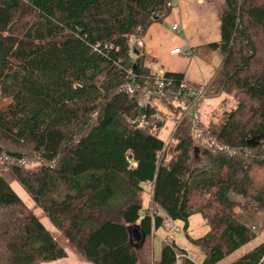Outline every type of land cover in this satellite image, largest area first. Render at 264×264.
<instances>
[{
	"label": "trees",
	"instance_id": "16d2710c",
	"mask_svg": "<svg viewBox=\"0 0 264 264\" xmlns=\"http://www.w3.org/2000/svg\"><path fill=\"white\" fill-rule=\"evenodd\" d=\"M176 1L0 0V264L67 256L3 166L69 248L94 264H219L258 236L236 218L230 194L243 197L244 211H264V0H226L220 40L188 50L209 62L218 53L207 84L167 72L176 83L168 100L153 95L142 107L156 89L155 68L131 38L167 18ZM182 81L204 94L178 119L189 96ZM224 93L234 108L215 113L221 122L207 119L203 102ZM196 153L205 163L194 167ZM194 214L209 227L197 238L188 233ZM167 220L183 223L204 252L200 263L169 235L154 257L153 232ZM133 228L143 242L130 241ZM230 264H264V242Z\"/></svg>",
	"mask_w": 264,
	"mask_h": 264
},
{
	"label": "crops",
	"instance_id": "0c3cea01",
	"mask_svg": "<svg viewBox=\"0 0 264 264\" xmlns=\"http://www.w3.org/2000/svg\"><path fill=\"white\" fill-rule=\"evenodd\" d=\"M226 10V0H177L175 7L167 18H164L162 22L152 24L143 37H132L131 44L134 45V48H142L146 56L153 60L151 66H153L155 69L162 68L165 71L172 73L180 72L191 81L199 82L200 79H195L190 74L192 59H196V57L188 58L183 53H179V55L172 54L171 50L179 46L183 50L187 51L194 47L205 46L219 41L221 38V16ZM174 24H178L181 30L178 32L173 30L172 27ZM138 41L141 42L140 45L138 44ZM197 59L199 60L200 57H197ZM206 62L208 63L209 60H206ZM11 185L25 201L28 207L33 209L34 212L40 217V220L45 225V227L50 230L52 234L60 235L58 228H56L50 219L43 214L42 209L35 205V202L28 195V193L19 184V187L17 184L14 185L11 183ZM230 198L237 203L234 207V214L236 218L244 225L251 227V229L253 227L256 228L259 232L258 235H260L264 231V211L259 209L249 212L244 211L241 208V204L244 202L242 196L232 193L230 194ZM29 201L32 202L29 204ZM160 214L166 216L164 212H160ZM171 222L175 221L171 220ZM163 229L165 230V235L162 237L161 243L159 245L160 254L162 242L165 241V238L168 235L167 230L165 227H162L153 232L154 244L155 236L158 234L159 230ZM169 240H172L171 236H169ZM262 242H264V239ZM66 250V257L54 261L43 262L41 264H94L92 262L82 260L71 249L68 248ZM156 254L157 251L154 244V257L159 259L160 255L159 257H156ZM238 258L239 256L233 259V261ZM233 261H228L224 264H230Z\"/></svg>",
	"mask_w": 264,
	"mask_h": 264
},
{
	"label": "rangeland",
	"instance_id": "374dc122",
	"mask_svg": "<svg viewBox=\"0 0 264 264\" xmlns=\"http://www.w3.org/2000/svg\"><path fill=\"white\" fill-rule=\"evenodd\" d=\"M220 61L221 59L218 56V53H215L214 60L208 63L206 62V60H203L201 58L199 60L197 58L196 59L194 58L192 59V65L190 67V74L193 76V78L200 79L199 82L202 81L203 83L206 82L207 84L208 78L214 74L215 68L219 65ZM7 101H8L7 99H2L1 102L6 103ZM235 104H236V100L234 99V97H232L231 94L224 93L223 95L220 94L218 98L215 97L212 99L205 100L202 104L201 110L203 114H205V117H207V119L211 118L214 122H221V121H218L219 116H216V114L221 113L224 110H231V108H234ZM162 107L165 108L166 106L164 105ZM162 116L163 115L158 114L156 115V118L163 119ZM167 121H168V123L166 124L167 126L164 127L159 133V136L164 139L167 138L168 133L170 132V129L173 125L171 120H167ZM193 163H194L193 164L194 167L201 166L205 163V159L201 157L200 153H196ZM1 170L4 173L5 177L12 184L14 185L17 184V186L19 187L18 185L19 183L15 179H13L12 175L10 174L9 170L6 167L3 166ZM31 202L32 201H29V204ZM144 205H145V208L148 206L147 196L145 197ZM189 218H190L189 220L190 226L188 230L189 235L192 236L193 238H197V237H201L205 235L208 230V225L206 224L203 217L200 214H194ZM172 224L174 225V227L178 226L180 228L183 225V223L178 220L175 222H172ZM167 234L172 237V240L176 241L177 245H179L180 247H183V249L187 251L189 258L193 259L196 262L202 261V259L204 258V252L199 246L193 244L184 234L179 236L178 233L175 232V230H172V232L167 231ZM164 235H165V230L163 229V230H159L158 234L155 236L154 244H155V248L157 251L156 257H159L160 255L159 245ZM55 236L58 238L61 245H63L66 249L69 248L68 243L64 237L60 235H55ZM263 239H264V231L260 235H258L254 240L248 243L245 247L238 249L235 253H232L230 256L225 258L220 264H224L228 261H233V259H235L236 257L243 255L248 250H251L257 245H259Z\"/></svg>",
	"mask_w": 264,
	"mask_h": 264
},
{
	"label": "built area",
	"instance_id": "2783aa9c",
	"mask_svg": "<svg viewBox=\"0 0 264 264\" xmlns=\"http://www.w3.org/2000/svg\"><path fill=\"white\" fill-rule=\"evenodd\" d=\"M172 29L177 31V32L181 30V28H180V26L178 24H174ZM138 44L140 45L141 42L138 41ZM133 46L134 45H132V48L134 49ZM133 49L131 50L130 54H131V56L133 58H135L136 54L133 51ZM171 53L172 54H178V55H179V53H183L186 57H190V55L192 54L190 51H188V50L185 51L179 46L174 48V49H172ZM167 72L168 71H165L162 68H157V69L154 70V86H155L156 89L153 92L150 91V92H147L144 95V97L139 102L140 106L143 107V106L151 105L152 104V98L151 97L153 95H157V94H158L157 96H162L166 100H168L167 98H169L170 95L166 93V90L169 87H175L176 83H175V81H174V79L172 77L167 76ZM178 87H179L180 90H185L187 93H189L188 97H184L181 100V105H183V107H184L183 110L184 111H181V113H180V115L178 117V119H180L182 116H185L187 113L188 114L192 113L193 107L199 103L201 97L203 96L204 89L202 87L193 86L189 82H186V81L180 82ZM144 118H145V116H143V119ZM143 119L140 122V125L143 124ZM175 123H177V120H175ZM159 129L160 128L157 125H154L153 128H152V132L153 133H158ZM198 136H201V134H198ZM212 146H216V145L211 141V142H209V147H212ZM219 149H222V148H219ZM164 227L166 228L167 231H171L172 232V230H175V232H177L178 235H183L184 234L182 228H180L178 226L174 227V225L172 224L171 220H167Z\"/></svg>",
	"mask_w": 264,
	"mask_h": 264
},
{
	"label": "water",
	"instance_id": "95a60500",
	"mask_svg": "<svg viewBox=\"0 0 264 264\" xmlns=\"http://www.w3.org/2000/svg\"><path fill=\"white\" fill-rule=\"evenodd\" d=\"M140 111H142V109L140 110ZM196 150H198V148H196ZM195 150V151H196ZM132 237H131V242L133 243V242H137V241H140L141 240V242H143L144 241V239H145V234H142L140 231H138V229L137 228H133L132 229Z\"/></svg>",
	"mask_w": 264,
	"mask_h": 264
}]
</instances>
